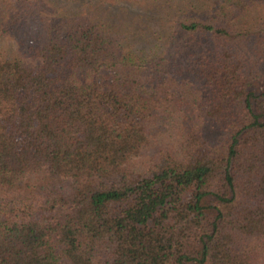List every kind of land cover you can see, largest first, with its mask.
Wrapping results in <instances>:
<instances>
[{"label": "trees", "instance_id": "trees-1", "mask_svg": "<svg viewBox=\"0 0 264 264\" xmlns=\"http://www.w3.org/2000/svg\"><path fill=\"white\" fill-rule=\"evenodd\" d=\"M0 264H264V0H0Z\"/></svg>", "mask_w": 264, "mask_h": 264}]
</instances>
